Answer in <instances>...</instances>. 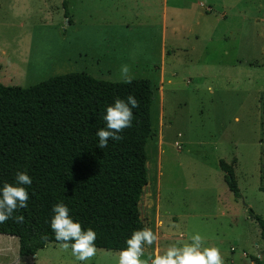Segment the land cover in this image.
<instances>
[{
    "label": "rangeland",
    "instance_id": "obj_1",
    "mask_svg": "<svg viewBox=\"0 0 264 264\" xmlns=\"http://www.w3.org/2000/svg\"><path fill=\"white\" fill-rule=\"evenodd\" d=\"M124 64L152 88L150 175L138 207L158 241L147 248L158 247L155 256L199 233L205 246L220 249L223 264H264V239L249 211L264 219V0H165L140 8L133 0H0L3 85L26 87L71 71L116 81ZM220 159L232 165L239 196ZM118 254L96 248L81 262L70 247L48 242L20 256L18 238L0 233V264H118Z\"/></svg>",
    "mask_w": 264,
    "mask_h": 264
},
{
    "label": "trees",
    "instance_id": "obj_2",
    "mask_svg": "<svg viewBox=\"0 0 264 264\" xmlns=\"http://www.w3.org/2000/svg\"><path fill=\"white\" fill-rule=\"evenodd\" d=\"M65 15L70 22L67 10ZM129 95L139 102L132 126L120 133L122 140L110 139L100 149L96 132L106 126L107 106ZM151 97L148 78L136 77L128 84L84 71L54 75L26 87L0 83V185L14 182L18 171L32 178V184L25 185L27 207L13 214L22 215L23 223L14 218L0 223L1 234L18 238L20 256H33L48 242L62 243L51 229L53 207L60 202L84 229L96 232V248L120 251L134 230L145 227L139 207L150 175L145 144L151 136ZM259 102V189L264 191V91ZM219 167L229 190L239 196L232 165L220 159ZM249 211L264 239V219Z\"/></svg>",
    "mask_w": 264,
    "mask_h": 264
},
{
    "label": "clouds",
    "instance_id": "obj_3",
    "mask_svg": "<svg viewBox=\"0 0 264 264\" xmlns=\"http://www.w3.org/2000/svg\"><path fill=\"white\" fill-rule=\"evenodd\" d=\"M129 65L120 67L119 80L131 84L133 76ZM211 91V88L208 89ZM139 107L138 100L129 95L126 100L116 98L113 104L106 108L103 116L106 126L96 132L98 147L104 149L109 140L120 141V135L126 128L132 126L133 109ZM32 178L25 171L15 174L14 182H4L0 185V223L14 218L17 223H23L22 215L13 217L18 208H26L29 193L25 185L30 186ZM51 229L62 247L71 248L72 255L81 262L90 260L96 254V232L92 228L84 229L79 221L73 219L69 208L63 203L53 207ZM47 239V237H45ZM158 241V236L151 228L144 227L134 230L126 240V247L118 254V264H145L141 259L144 256L145 246H151ZM151 264H223L220 249L216 246H205L204 238L196 233L190 237V242L169 245L165 250L158 251Z\"/></svg>",
    "mask_w": 264,
    "mask_h": 264
},
{
    "label": "crops",
    "instance_id": "obj_4",
    "mask_svg": "<svg viewBox=\"0 0 264 264\" xmlns=\"http://www.w3.org/2000/svg\"><path fill=\"white\" fill-rule=\"evenodd\" d=\"M128 2H130V1H132V0H127ZM134 1V6L136 5L138 8H140L142 5H146L147 4V6L148 5H151V6H153V5H155V4H157L158 2H161V4H162V6L164 5V1L165 0H145L146 1V3L145 2H142L143 0H133ZM200 4V6H202L201 5V3H199ZM141 5V6H140ZM132 9V8H131ZM206 10L208 9V8H205ZM164 15V14H163ZM141 16H139V15H137V16H134V18L135 19H141L140 18ZM162 21L164 22V16H163V19H162ZM133 23V22H132ZM163 51H164V49H163ZM164 54V53H163ZM93 75V74H92ZM94 77H97V76H95V75H93ZM98 78V77H97ZM117 81V80H116ZM157 248L158 247H155V248H153V249H150V248H147V246H145V252H144V255L145 256H147V259H148V263L149 262H151V259L152 258H154V253L156 252V250H157ZM147 254V255H146ZM150 255V256H149ZM254 263V262H253Z\"/></svg>",
    "mask_w": 264,
    "mask_h": 264
}]
</instances>
